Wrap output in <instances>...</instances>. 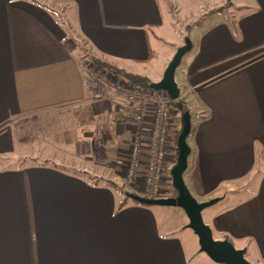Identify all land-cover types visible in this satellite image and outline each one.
I'll return each mask as SVG.
<instances>
[{
	"label": "crops",
	"instance_id": "obj_1",
	"mask_svg": "<svg viewBox=\"0 0 264 264\" xmlns=\"http://www.w3.org/2000/svg\"><path fill=\"white\" fill-rule=\"evenodd\" d=\"M180 1L196 0H0V264H212L181 206L128 196L142 193L122 186L134 126L117 114L128 100L107 82L96 99L86 82L85 55L130 72L153 63ZM189 32L197 116L184 178L199 201L225 198L205 211L213 233L264 263V0H228ZM176 33L181 46L188 33ZM164 69L138 72L157 81ZM242 182L255 188L234 192ZM162 186L174 193L172 178Z\"/></svg>",
	"mask_w": 264,
	"mask_h": 264
},
{
	"label": "built area",
	"instance_id": "obj_2",
	"mask_svg": "<svg viewBox=\"0 0 264 264\" xmlns=\"http://www.w3.org/2000/svg\"><path fill=\"white\" fill-rule=\"evenodd\" d=\"M89 71L93 77L90 76L86 82L93 85V95L96 99L106 98L104 82H107L128 100L118 116L120 123L130 122L134 126L129 160L126 164L128 180L136 188L137 183L141 184L142 196H164L162 185L168 169L169 128L173 111L170 95L164 89L151 87L148 90L129 83L107 69L98 70L92 63L89 65Z\"/></svg>",
	"mask_w": 264,
	"mask_h": 264
},
{
	"label": "water",
	"instance_id": "obj_3",
	"mask_svg": "<svg viewBox=\"0 0 264 264\" xmlns=\"http://www.w3.org/2000/svg\"><path fill=\"white\" fill-rule=\"evenodd\" d=\"M193 47L192 40L189 36L185 38L183 45L179 46L175 51L173 58L169 61L164 69L163 76L157 81H151L150 86L154 89L165 90L170 95L172 100L181 97V87L178 81L175 80L176 68L182 62L183 56ZM182 130L177 137V160L171 169V178L173 188L178 191L177 196H156L148 197L134 192L128 193V196L134 198L141 203L181 206L189 217V222L185 225L194 230L199 237V245L201 251L217 263L222 264H252L246 258V247L237 248L228 239H216L213 237V230L203 218L202 211L204 208L215 204L221 199V196H216L204 201H199L189 189L184 173L189 168V157L191 154V145L187 141L192 133V117L190 110H185L182 115Z\"/></svg>",
	"mask_w": 264,
	"mask_h": 264
},
{
	"label": "rangeland",
	"instance_id": "obj_4",
	"mask_svg": "<svg viewBox=\"0 0 264 264\" xmlns=\"http://www.w3.org/2000/svg\"><path fill=\"white\" fill-rule=\"evenodd\" d=\"M217 1V3H206V2H203V3H201L202 2V0L201 1H199V0H196V1H192V2H182V1H180V3L179 4H177V8L179 9L178 11L173 7L172 9H173V11L171 12V9H170V6L172 5V4H170V6H169V9H170V16L173 18V20H175L176 19V21H179V24L177 23L176 25H174L173 26V28H172V26H170L169 25V22H166L163 26H162V28H161V30L163 31V33H166V34H168V39L167 38H165L164 39V37H163V39L160 37V38H158V37H155V42L157 43V41L159 42V44H158V49H157V51L155 52V56H156V58L157 59H155V60H153L152 62L153 63H150V64H147V65H145V64H138V65H136V66H129V65H127V68H130V70H132V71H134V72H138V71H140L141 73H147L149 76H151V78L152 79H155V76H156V73L155 72H157V68L158 67H160L161 69H163V68H165V66H167V64L169 63V61L173 58L172 56L174 55V53H175V51L177 50V48L179 47L178 45H176L177 43L175 42V41H173L172 43L171 42H169L170 41V39L172 38V37H176L177 36V33L176 32H178L179 33V35L181 36V38L184 36V34L185 33H188V35L187 36H190V28L192 27V24H196V22H197V20H200V21H205L207 18H208V16L209 15H214V13L215 12H218L221 8H223V9H225V6H226V3H227V1L228 0H216ZM163 2H164V0H163ZM166 2V1H165ZM202 6H201V5ZM168 6V5H167ZM175 11V14L173 13ZM224 11H226V10H224ZM224 11H222V12H220L219 14L220 15H222V17H223V14H224ZM192 12L195 14V15H193L192 16ZM184 18H185V20H184ZM183 20L186 22V23H190L191 25H189V29L187 28V26H186V28H184V27H182L181 26V22H183ZM159 30H157V32H158ZM152 32H154V31H152ZM186 35V34H185ZM186 36V37H187ZM185 37V38H186ZM191 38V37H190ZM184 42H185V40H184ZM184 42L182 43V45L184 44ZM152 46H153V48L155 47L154 46V44L152 43ZM86 56V57H85ZM84 57H85V61H87V65H89L90 63H92L93 64V66L95 67V65H94V62L92 61V58H91V56H87V55H85ZM187 53L183 56V59H182V62L180 63V65L176 68V72H175V80L176 81H178V83H179V85H180V87H181V97H180V99H183V101L187 104V103H189V101L191 102V104L192 105H194V106H196L195 105V103L191 100L192 99V97H193V95L189 92V89H190V84H189V82L188 81H185V69H184V67L186 66V61H187ZM96 68V67H95ZM107 69H108V71L109 72H112L110 69H111V67L110 66H107ZM163 72H164V70H163ZM157 78V77H156ZM112 79H114L113 77H112ZM111 86V85H110ZM105 87V86H104ZM116 91V90H115ZM105 96L107 97V95H106V90H105ZM187 106H188V104H187ZM174 109V108H173ZM124 109L122 108V109H120L119 111H118V114H117V116H119V114L123 111ZM176 110H178L177 108H176ZM194 111H196V110H194ZM174 112V111H173ZM197 113V112H196ZM196 113H192L191 115H192V117H193V124L196 122V116H197V114ZM177 115V116H176ZM179 115L180 114H178V113H176V114H174V118H173V113H172V115H171V118H172V120H171V126H170V137H171V131H172V128H173V131L176 129L177 130V123H178V126H179V128L181 127V122H182V120L180 119V117H179ZM178 128V129H179ZM176 130H175V132H176ZM121 138V137H120ZM122 138H123V136H122ZM187 141H191V135H189V137H188V139H187ZM169 142H170V140H169ZM120 143H122V141H120ZM123 144V143H122ZM170 144H171V142H170ZM190 144V143H189ZM122 146V145H121ZM121 146H119V147H121ZM114 148H116L115 147V145L112 147V148H110V149H114ZM173 151H172V154H174L175 156H176V154H177V142H175L174 143V146H173ZM119 150V149H118ZM178 155V154H177ZM192 154H190V156H191ZM190 158V157H189ZM176 160H177V157H176ZM176 160H175V162H176ZM175 162H174V164H175ZM126 164H127V162H126ZM173 164V165H174ZM190 163H188V165H189ZM167 166H168V164H167ZM189 167H190V165H189ZM169 166H168V170L165 172V177H170L171 178V171H169ZM190 168H188L187 170H189ZM127 168H125V170H124V180H125V184H122V186L124 185H126L127 187H128V189H129V191H134V188L133 187H131V185L133 184V183H130V180H128V178H127ZM187 174L188 173H186V177H187ZM185 180H186V178H185ZM187 180H188V177H187ZM164 182V181H163ZM172 183H173V181H172ZM186 183H187V181H186ZM188 185V184H187ZM238 186V185H237ZM236 186V187H237ZM162 188H163V186H162ZM255 187H254V183L252 182V183H249V182H242V183H240V186H238V188H236V189H234V192H236V193H241V194H243V193H245V192H249V191H252V189H254ZM167 190V189H166ZM164 191V193H163V195H165V190H163ZM134 192H136V191H134ZM231 196L228 198V203H231L232 201H233V193L230 191V192H228ZM240 194V195H241ZM169 195V194H168ZM171 195H173L174 196V194H171ZM170 195V196H171ZM239 195V196H240ZM210 199V198H209ZM225 198H223L222 200H219V201H217L215 204H213V205H211V206H208V207H206V208H204V209H206V210H203L202 212H203V218H204V221L205 222H207L208 223V217L206 216V213H205V211H207V209H211L210 207H213V206H216V210L215 211H217L218 209H220V208H222L223 206H225V205H227V204H220V202H223V200H224ZM236 199H237V197H236ZM235 199V200H236ZM217 204V205H216ZM213 237H215L216 239L218 238V237H221V234H217L216 233V230L214 229V233H213ZM232 238V237H231ZM232 242V241H231ZM236 247H237V245L239 244L238 242H237V240L236 239H234V241L232 242ZM237 244V245H236ZM237 248H239V247H237ZM201 257H203V258H206V260H208V261H210L212 264H217L216 262H213L212 260H211V258H209V256H208V254H204V253H202L201 255H200ZM245 256H246V258L247 259H249L248 258V256H247V254H245ZM250 260V259H249ZM256 263H259V262H256ZM222 264V263H221ZM252 264H253V262H252Z\"/></svg>",
	"mask_w": 264,
	"mask_h": 264
},
{
	"label": "trees",
	"instance_id": "obj_5",
	"mask_svg": "<svg viewBox=\"0 0 264 264\" xmlns=\"http://www.w3.org/2000/svg\"><path fill=\"white\" fill-rule=\"evenodd\" d=\"M91 58H92V61L94 62L95 67L98 70H102L104 68H107V66H110L111 67L110 70L112 72L118 73L120 75V78L122 77L123 79L127 80L129 83L135 84L137 86H141L144 89H148V90L151 89L150 84H151L152 80L148 76H146L144 74H141L139 72L138 73H134V72H130V71H123L122 69L118 68L115 64L113 65L109 61H107L105 59H102V58L100 59V58H98L96 56H93V55L91 56ZM171 106H173L174 109L177 108L179 110V113H180L179 117H180L181 120H182V117H181L182 113L185 110H188V109L190 110L189 106L184 105L182 99H180V98H178L176 100H172ZM190 113H191V110H190ZM119 122H120V120H119ZM181 128H182V122H181V127L179 128V133L182 130ZM177 137H178V135H177ZM176 141H177V139H176ZM78 171L87 172L86 170H82V171L78 170ZM173 190H174V193H173L174 196H177L178 191L175 190L174 188H173ZM253 264H264V263H260V262L256 263L255 262Z\"/></svg>",
	"mask_w": 264,
	"mask_h": 264
}]
</instances>
